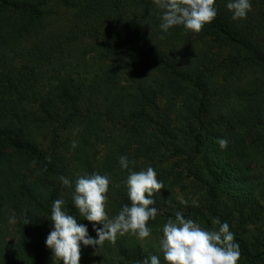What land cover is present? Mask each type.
Returning <instances> with one entry per match:
<instances>
[{
  "label": "trees",
  "instance_id": "16d2710c",
  "mask_svg": "<svg viewBox=\"0 0 264 264\" xmlns=\"http://www.w3.org/2000/svg\"><path fill=\"white\" fill-rule=\"evenodd\" d=\"M227 2L216 0L217 16L200 32L175 26L164 34L161 10L152 0H0V264H62L45 245L56 199L63 198L69 214L96 238L92 222L73 206V189L59 177L74 185L77 174L107 175V196L120 210L131 203L123 183L129 170L120 167L121 156L128 157L131 171L141 159L154 165L175 160L181 170L176 180L188 183L183 188L189 203L167 213H160L166 202L154 194L158 215L148 222L152 230L176 211L208 230L218 229V219L235 234L243 264H264V229L256 227L264 207L247 192L260 178L243 163L247 142L239 141L233 160L216 150L218 100L205 67L213 76L221 67L210 68L207 61L200 66L196 57L186 56L188 65L182 58L199 42L207 57L211 37L250 53L264 67V0H251L257 14L242 20L232 19ZM56 5L73 10L68 31L53 26ZM191 34L196 37L185 42ZM181 42L183 54L174 55ZM138 125L148 126L155 138H144L134 153L125 144L110 145L100 160L101 142L113 143L112 132H136ZM224 194L233 208L222 203ZM13 213L15 234L8 223ZM157 246L146 251L119 236L115 244L81 246L80 264H113V254L138 264L150 254L159 256Z\"/></svg>",
  "mask_w": 264,
  "mask_h": 264
},
{
  "label": "clouds",
  "instance_id": "9594fccd",
  "mask_svg": "<svg viewBox=\"0 0 264 264\" xmlns=\"http://www.w3.org/2000/svg\"><path fill=\"white\" fill-rule=\"evenodd\" d=\"M152 2L161 10L159 27L164 34L175 26H183L186 31L198 33L217 16L216 0ZM226 8L232 13L233 20H242L252 11V3L251 0H228ZM217 143L221 149L228 146V141L224 138H219ZM72 147H76L75 141ZM129 163L127 156L120 157V167L129 170L123 183L131 203L124 204L112 218H109L105 210L111 183L107 175L96 172L77 174L74 185L69 178L59 177L63 186L73 189V206L83 219L92 222L96 238L89 235L87 225L78 223L76 216L69 214L64 207L63 198L56 199L50 210L52 228L45 240L55 261L80 264L81 246L99 248L105 241L115 244L117 236L125 234L134 235L141 241L151 236L152 229L148 222L154 221L158 215L153 197L164 188V184L157 179V173L151 166L136 172L129 169ZM181 203L187 205L189 202L182 200ZM191 204L199 206L197 200H193ZM8 223L17 224L15 213L9 216ZM215 223L219 225L218 229L208 230L195 220L186 218L182 211H176L174 218H169L161 229L159 245L165 264H238L241 252L235 234L230 231L227 222L220 223L217 219ZM138 264H161V258L150 254Z\"/></svg>",
  "mask_w": 264,
  "mask_h": 264
},
{
  "label": "rangeland",
  "instance_id": "374dc122",
  "mask_svg": "<svg viewBox=\"0 0 264 264\" xmlns=\"http://www.w3.org/2000/svg\"><path fill=\"white\" fill-rule=\"evenodd\" d=\"M53 10L55 13L52 14L58 13L52 19L54 20V28L68 31L73 10L60 8L57 5L53 6ZM257 11V6L252 5V15H256ZM259 36L261 38L263 37L262 34ZM195 37V34H191L185 39V42H189ZM214 39L215 38L211 37L208 39L210 42L208 45L212 47H210L211 51L207 57L203 54V47L199 50L202 45L201 42H199L198 48L187 51L182 58L188 65L190 63L186 56L189 59L196 57L200 66L207 61L210 68H212L211 64L221 67V74L215 76L212 75V70L208 71L205 67L206 77L209 79H207V82L212 84L211 87L215 90L218 100L214 106L216 107L220 120L219 125L216 126V150L218 151L217 153H223L224 157H228L230 160L232 158L233 160L240 147L239 141L246 140L248 149L243 163L248 165L252 174H256L260 178V180H257L256 184L252 186L254 189H249L247 192L249 194L251 192V195L255 196L261 206L264 207V67L259 65L250 53L240 52L231 44L226 42L221 43L218 39ZM261 42L264 48V37ZM184 44V42L177 44V49H173L174 55L179 56L183 54L182 52H184V50L179 47L182 46L185 48V46H183ZM183 101L184 99H182V102ZM159 102L160 106L164 108L166 99L161 97ZM171 118L173 119H169V122L175 127L177 121L174 117ZM137 127L138 130L136 132L126 129L121 135L112 132L110 137L114 142H108L106 145L104 142H101L97 147L100 153V160H105L108 152L110 153V145L120 148V146L125 144L128 146L130 153H134L136 149L140 147L141 141H143L144 138L145 140H152L155 138V133L148 126L140 127L138 125ZM219 138L227 139V148L221 149L219 147L217 143ZM236 142H239V144ZM175 162V160H172L164 164L154 165L151 159H141L138 163L132 164L136 172L146 170L151 166L157 173V179L163 182L164 188L161 189L159 193H155L166 202V205L164 204L162 206L160 213L170 212L171 208H175L178 203L185 200L189 195L188 190L183 188V186L188 183H182L175 178L179 172H181V170L177 168ZM107 200L105 210L109 218H112L118 214L119 210L115 208L114 204H111L113 200L110 194ZM221 201L224 205H229L230 208L234 207V203L229 200L226 194L221 197ZM15 227L16 225L13 226L14 234L16 232ZM162 227L163 225L153 229L151 236L143 241L131 234H125L123 237L128 239L129 246L138 244L146 251L151 250L154 246L156 250H158L157 245L162 236ZM256 227H262L264 229V220L259 221ZM13 228H10L12 234ZM254 228V226H249L248 229L253 230ZM158 254L160 258H163V253L161 251L158 252ZM112 263L136 264L134 260L127 261L122 256L115 254L112 255ZM50 264H52V262ZM238 264L243 263L239 260Z\"/></svg>",
  "mask_w": 264,
  "mask_h": 264
}]
</instances>
